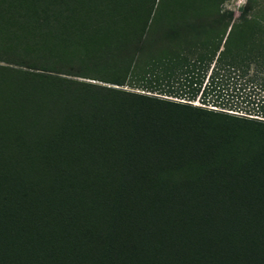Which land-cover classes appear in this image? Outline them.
I'll list each match as a JSON object with an SVG mask.
<instances>
[{
  "label": "trees",
  "instance_id": "obj_1",
  "mask_svg": "<svg viewBox=\"0 0 264 264\" xmlns=\"http://www.w3.org/2000/svg\"><path fill=\"white\" fill-rule=\"evenodd\" d=\"M231 1H7L76 5L92 51L70 71L31 60L0 95V264H264V134L246 131L264 120L60 76L157 90L169 60L201 55L264 94V0L238 18ZM178 24L191 44L167 43Z\"/></svg>",
  "mask_w": 264,
  "mask_h": 264
},
{
  "label": "rangeland",
  "instance_id": "obj_2",
  "mask_svg": "<svg viewBox=\"0 0 264 264\" xmlns=\"http://www.w3.org/2000/svg\"><path fill=\"white\" fill-rule=\"evenodd\" d=\"M7 1L1 0L0 2V91H3V94L0 95L2 98L14 91V83L25 85V78L22 75L31 72L26 67L29 61L60 62L64 64L61 69L70 71L75 66L71 62L92 51L86 45L87 40H85L84 46L80 47L75 39V31L85 22L82 15H76V5H74V12L68 2L69 6L64 7L63 14L55 18L51 16L49 9L41 10L38 14L31 12L23 17L24 7H16V4L11 7L7 5ZM245 3L246 0H232L226 3V7L234 10L238 18ZM22 8L23 11H21ZM179 29H181L179 24L172 26L169 30L170 35L167 37V43L175 46V42L182 39L181 42L191 44L195 36L188 33L176 38L174 33ZM221 66L217 57L208 56L204 59L201 55L195 56L190 61L169 60L168 65L163 68L164 77L161 80L163 84L157 90L135 87L130 83L124 87H118L98 80L60 76L122 89L152 98L157 97L174 103L205 108L214 112H224L238 118L245 116L264 120L259 116L249 115L250 112L258 111V108L264 105V94H260L256 89L253 91L254 86L248 82V77L239 79L238 73L232 69L219 70L220 76H217V69H220ZM94 68L92 69L94 70ZM51 75L57 76L56 73ZM101 77L105 78L106 76L102 75ZM7 81L9 83L2 86ZM212 91L215 92L212 93ZM1 97L0 100H2ZM205 97L210 100V106L204 105ZM20 110L21 108L18 113ZM246 131L248 134H264V126H253Z\"/></svg>",
  "mask_w": 264,
  "mask_h": 264
}]
</instances>
